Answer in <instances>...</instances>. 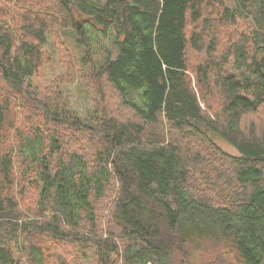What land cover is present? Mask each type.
<instances>
[{
	"label": "trees",
	"instance_id": "trees-1",
	"mask_svg": "<svg viewBox=\"0 0 264 264\" xmlns=\"http://www.w3.org/2000/svg\"><path fill=\"white\" fill-rule=\"evenodd\" d=\"M48 37L83 50L87 119L32 88ZM221 240L264 264V0H0V264L89 247L93 264H194Z\"/></svg>",
	"mask_w": 264,
	"mask_h": 264
},
{
	"label": "rangeland",
	"instance_id": "rangeland-1",
	"mask_svg": "<svg viewBox=\"0 0 264 264\" xmlns=\"http://www.w3.org/2000/svg\"><path fill=\"white\" fill-rule=\"evenodd\" d=\"M111 42L109 39H103V41L96 44L93 52L94 60H103L106 56V50L110 47ZM44 64L40 68V71L32 78V88L43 96L47 91L60 90L62 94L67 98L68 105L83 119H87L93 114L94 105L92 97L89 95L79 76L80 63L79 58L83 54V50L75 48L72 44H65L61 50H58L50 37L44 46ZM114 55V53H112ZM72 75L73 82L68 83L59 82L60 76L70 77ZM71 80V77H70ZM104 92L109 93V89L106 88ZM113 110H115L116 100L111 101ZM124 118L131 117V113L128 110L119 111ZM167 133V130L165 131ZM214 141L225 151L230 154H237L236 149L220 139L219 137L212 135ZM10 139L13 140L14 136L10 135ZM215 177V176H214ZM197 186L203 190L204 193L217 197L219 189L216 186L213 187L215 180L213 176H209V184H207L204 176H195ZM214 182V183H212ZM219 184V183H217ZM190 252L189 261L194 264H241L236 256V252L231 245L224 240L211 242L205 241L195 245ZM94 250L89 247L86 253L79 251L76 248L75 259H72L68 264H93Z\"/></svg>",
	"mask_w": 264,
	"mask_h": 264
}]
</instances>
